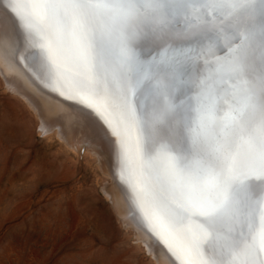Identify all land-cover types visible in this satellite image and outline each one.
I'll use <instances>...</instances> for the list:
<instances>
[{"label": "snow or ice", "instance_id": "6c2138e0", "mask_svg": "<svg viewBox=\"0 0 264 264\" xmlns=\"http://www.w3.org/2000/svg\"><path fill=\"white\" fill-rule=\"evenodd\" d=\"M0 9L56 90L111 129L143 217L178 264H264V0Z\"/></svg>", "mask_w": 264, "mask_h": 264}, {"label": "rangeland", "instance_id": "374dc122", "mask_svg": "<svg viewBox=\"0 0 264 264\" xmlns=\"http://www.w3.org/2000/svg\"><path fill=\"white\" fill-rule=\"evenodd\" d=\"M9 101L0 88V126L25 117ZM26 129L0 136L12 141L7 156L0 145V264H155L118 223L95 159Z\"/></svg>", "mask_w": 264, "mask_h": 264}, {"label": "bare ground", "instance_id": "6f19581e", "mask_svg": "<svg viewBox=\"0 0 264 264\" xmlns=\"http://www.w3.org/2000/svg\"><path fill=\"white\" fill-rule=\"evenodd\" d=\"M8 3L9 0H3L5 6ZM26 36L23 27L18 33L0 9V88L7 94L11 107L20 109L25 116H3L0 136L10 122L23 132L34 126L39 136L56 139L62 148L73 154L95 159L101 174L108 178L101 192L120 226L132 235L134 244L155 264H178L143 217L131 188L129 168L121 160L117 138L93 109L56 90L45 69L34 59L38 51L35 42ZM0 145L4 146L7 156L12 141L5 139Z\"/></svg>", "mask_w": 264, "mask_h": 264}]
</instances>
